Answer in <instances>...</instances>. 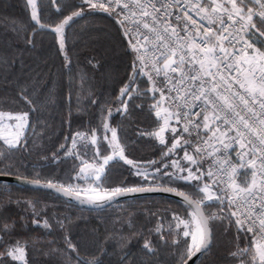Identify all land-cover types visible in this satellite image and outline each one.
I'll return each mask as SVG.
<instances>
[{"label":"trees","instance_id":"16d2710c","mask_svg":"<svg viewBox=\"0 0 264 264\" xmlns=\"http://www.w3.org/2000/svg\"><path fill=\"white\" fill-rule=\"evenodd\" d=\"M79 4L80 0H60L63 12L57 14L56 6L43 0L37 23L27 0H0V112L27 118L18 142H8L0 134V169L10 168L3 174L79 192L75 185L82 164L112 151L107 124L115 128L120 148L133 163L120 157L110 160L99 179L102 189L157 185L200 199L204 194L184 181L169 184L167 176L146 180L136 174L138 170L151 174L157 168L172 172L173 168L162 166L182 160L185 151L194 154L195 144L180 131L182 146L168 154L173 143H161L156 136L162 125L156 112L160 95L149 90L153 86L120 17L87 4L81 9ZM76 11L83 14L74 16L62 34L49 29ZM126 86L131 99L121 96ZM122 101L127 103L126 112ZM196 158L205 175L193 184L203 186L210 181L203 160ZM211 187L219 191L223 204L205 201L206 214L230 216L234 210L226 196ZM192 213L184 203L164 195L90 209L50 191L0 183V228L6 226L10 233L0 232V253L17 243L25 252L23 261L0 259L5 264H183L188 258L184 241L191 243V237H183L180 226L176 231L175 217L187 221L190 228ZM236 219L231 217V224L227 218L223 223L211 222V246L196 264H241L247 259L248 255L232 253L249 249L255 235L238 232ZM44 220L50 227L43 226Z\"/></svg>","mask_w":264,"mask_h":264},{"label":"snow or ice","instance_id":"6c2138e0","mask_svg":"<svg viewBox=\"0 0 264 264\" xmlns=\"http://www.w3.org/2000/svg\"><path fill=\"white\" fill-rule=\"evenodd\" d=\"M42 2L43 0H39V3ZM212 2L214 3V0ZM229 2L231 9L227 8L224 4H216L213 7L209 3V0H194V3L190 5H186L183 0H147L146 3L142 2V0H136L135 5L130 4L129 0H96L95 3L93 0H80V4L78 5L81 9L87 4L91 8L99 7L106 12L115 10L116 8H120L121 12H125L126 10L131 12L135 8L139 13L136 29L141 31L140 40L146 44L149 41H156L153 48L146 49L143 53L133 45V48L138 52L137 60L142 65L150 68L151 74L148 78L153 83V88L149 90L153 92L160 90L161 95H164L163 87L157 89L155 83L156 78L162 76L163 80L161 81V85L170 86L167 88V91L170 94L174 107L177 109L170 116H174L177 122H185L183 133H188L190 136L193 132L196 133L199 143L195 147L194 154H189L187 151L184 154L183 159L188 162L187 165L173 161L171 165L166 164L162 166L163 168H173L174 170L170 173L162 172L160 168H157L151 174L147 172L142 173L139 170L136 173L137 175H142L146 180L149 179V176L153 180L167 176V183L169 184L184 181L186 184L192 185L197 193L204 194L200 199L193 201L189 195L178 191L175 187H168L166 189L169 192H174L177 196L183 197V202L193 209L191 220L188 223L194 225V228L190 229L188 224H186L185 230L182 233L185 238L191 237V243L187 239L184 241L188 245L186 253L188 259H191L196 253H203L208 250L211 243L210 222L219 220L223 223L224 219L227 218L231 224V217L236 216V211H232L228 217L216 214L205 215L201 210V205L205 204V201L213 200L218 204H223L219 195H213L210 192L212 183L218 184L223 181L227 188L235 185L238 169L226 159V153L230 146L235 143V139L241 138V129L245 132L249 131V120L246 116L242 115V112L247 110L252 115H256L255 109L258 107L261 117L259 123L264 125V51H259L254 47V44L260 41L252 40V42H249V40H242L239 37V32H228L227 24L223 19L226 16L229 21L234 20L236 24L245 30V36L249 38L255 36L256 33L264 37V12H260L258 14V20L254 21L253 17L257 13L253 12L252 8H248L247 12H245V8L247 7L245 0H239V3L237 0H229ZM39 3L38 0H27V4L33 9L31 18L37 23H39V12L42 11ZM49 3L56 6L55 11L57 14L63 12V7L60 6V0H49ZM248 3H253L261 9H264V0H248ZM170 8H177L179 12H171L169 11ZM209 8H211L210 12L208 11ZM190 9L196 11L200 21H208L207 27L201 26L203 35L198 31L190 30L197 23L196 21L192 22V26L184 22V18L191 19L189 14ZM82 14V11L73 12L72 16L65 18L52 30L62 34L64 26L74 16L79 17ZM217 21L220 27L214 32L213 25ZM224 42L233 48L231 53L223 46ZM236 45L240 47L237 48ZM248 49H252L250 55L247 54ZM149 51L152 52V57H147V52ZM241 51L245 53V56L244 59L240 60L239 66H237L236 60L241 55ZM258 61L260 62V68L256 70ZM245 66H247V75H244ZM223 71H227L229 77L234 75V81L225 77ZM137 74L139 73L137 72ZM234 85L238 86L235 90H233ZM171 93H175V95L171 96ZM125 95L131 99V90L127 86L121 89V96ZM122 103L124 105V111L126 112L127 103L125 101H122ZM241 105H243V108L240 107ZM192 108L199 109V111L193 112L191 110ZM208 109L212 110V119L217 122L215 124L217 130L223 125L225 134L227 135L231 128L235 126V139L225 143L213 134L208 140H199L201 128L212 131V128L207 123L209 117L203 115L204 111ZM221 112L224 113L223 117L219 115ZM201 115H203V124L192 119L193 116ZM157 116H159V113H157ZM104 127L106 130L112 131V138L115 140V130L108 129L107 124ZM252 127H255V124H252ZM163 130L162 128L161 131ZM171 130L173 132L176 131L175 128ZM204 134L206 135L207 133L205 132ZM173 139L175 143L168 149V154L172 153L178 145L182 146L178 138L174 136ZM212 140H216L225 150L221 153L225 158L223 160H217L215 173L211 170L206 173L210 183H204L203 186L199 183L193 184V181H200L205 175L201 171L200 162L196 157L211 155L203 145H211ZM163 142L161 138V143ZM184 143L187 144L188 141H184ZM243 147L241 145V148ZM256 147L260 148L259 157H257L256 148H253L247 153H243L239 171H243L244 169L243 155H248L250 159L247 163L253 165H255L258 159L261 173L259 187H257L255 172H253L251 183L243 182L244 187L235 185V192L237 199L239 198V193H245L243 203L249 209H251V202L259 197L261 208L255 214H252L251 211L242 213V218L236 219L235 225L237 226L238 232H252L254 235H258L261 241H264V128L260 129V142ZM96 151L97 155H99V146H97ZM215 151H220V149L217 148ZM120 152L121 158H123L122 148H120ZM112 159V156H107L103 162L106 165ZM126 162L128 164L133 163L131 160ZM193 166L195 170H193ZM6 171L10 173V168L0 169V174ZM82 172L83 169H81ZM156 173H160V176L158 177ZM217 176L220 177V180L214 179ZM96 178L99 179L100 177L97 176ZM138 190L137 188L116 187L111 190L109 196L114 197L123 192H135ZM228 204H235L237 210L241 206L232 197H228ZM207 206L210 207L212 205ZM220 211L223 213V208ZM175 219L179 223H185V221L179 220L178 217H175ZM257 222L259 225L258 228ZM39 223V220H37L38 225ZM43 226L46 228L50 227L49 222L44 220ZM177 227H179V224ZM0 232L10 234L6 226L0 228ZM67 242L69 247L75 250V246L71 244V241ZM0 246H2V237H0ZM145 247L147 248L148 245L145 244ZM23 251V248L17 243V245L7 248L4 252L0 253V257L8 256L13 260L23 261ZM249 254L252 255L253 264H256L257 258L258 264H264V243L257 244L254 254L251 253L250 249H238L237 252L232 253V256L244 257ZM0 264H5L4 259H0ZM96 264H99V262L97 261ZM184 264H187V261H184ZM241 264H248V262L242 259Z\"/></svg>","mask_w":264,"mask_h":264},{"label":"built area","instance_id":"2783aa9c","mask_svg":"<svg viewBox=\"0 0 264 264\" xmlns=\"http://www.w3.org/2000/svg\"><path fill=\"white\" fill-rule=\"evenodd\" d=\"M93 2L95 3L96 0H93ZM142 2L146 3L147 0H142ZM183 2L186 5H190V4L194 3V0H183ZM237 2H238V0H237ZM129 3L132 5H135L136 0H129ZM220 4H224L227 8L231 9V4H230L229 0H221ZM97 8H99V7H97ZM250 8L253 9V12L257 13V15L253 17L254 21L258 20V18H259L258 14L260 12H264V9H261L258 5H255V4H252L250 6ZM109 11L115 12L120 17V20L122 21L127 34L132 38L131 43L133 45H135L136 49H139L141 53L145 52L146 49L153 48L155 46L156 41H149L146 44L144 41L140 40L141 31L136 29V24L138 22L139 13L135 10V8H133V10L131 12H129L127 10L125 12H121L120 8H116L115 10H109ZM169 11L179 12V9L170 8ZM208 11L210 12L211 8H209ZM245 12H247V11H245ZM189 14L191 16V19L189 20L187 18H184V22H186L190 26H192V22L196 21L197 23L190 30L198 31V32H200L201 35H203V31H202L201 26L203 25L204 27H207L208 21H206V20L200 21L199 16L196 14V11L194 9H190ZM181 15H182V13H181ZM201 15H203V13H201ZM223 19L225 20V22L227 24L228 32H230V33L239 32V37L242 40H249V42H252V37L249 38V37L245 36V30L242 29L240 25L236 24L234 20L229 21L226 16L223 17ZM219 27H220V25H219V22L217 21L215 23V25H213V31L215 32V30ZM144 31H146V30H144ZM223 46L225 47V49L229 53H231L233 51V48L231 46H229L226 42H224ZM236 47L239 48L240 46L236 45ZM250 51H251V49H248L247 54L250 55ZM136 53L138 56L137 51H136ZM244 56H245V53L243 51H241V55L239 57H237V60H236L237 66H239L240 60L244 59ZM147 57H152L151 51L147 52ZM141 66L144 69L147 77H149V75L151 74L150 68L146 67L142 64H141ZM259 68H260V62L258 61L256 64V70H259ZM223 75L225 77H227L228 79H232L234 81V75L232 77H229V74L227 71H223ZM244 75H247V66H245ZM162 80H163L162 76L159 78H156L155 83H156L157 89L163 87L164 95L163 96L161 95L160 90H156V91L159 93L160 98L162 100L168 102L170 104V106L173 108L174 112H176L177 109L174 107L173 102L170 98V94L167 91V88L170 86L169 85H163L162 86L161 85ZM151 84L153 86L152 82H151ZM236 87H238V86L234 85L233 90H235ZM174 95H175V93H171V96H174ZM240 107L243 108V105H241ZM191 110L193 112L199 111V109H196V108H192ZM255 112H256V115H252L247 110L242 112V115H244L248 118L250 127H249V131H247V132H245L243 129H241V131H240V137L241 138L240 139H235L236 138L235 126H233L231 128V130L228 132L227 135L225 134V128L223 125L220 126L219 130H217L215 128V124L217 122L212 119L213 113H212L211 109H208V110L204 111V113H203V115H207L209 117V120L207 121V123L212 128V131H208L206 129L201 128V136L199 137V140H208L210 137L213 136V134H215L216 137H218L221 141H224L225 143L229 142V140L235 139V143L230 146V148L228 149V151L226 153V159L234 167H236L238 169V173H237V176L235 178V185H240V187H244L243 182H247L249 184L251 183V181L253 179V172H255V180L257 182V187H259V182L261 180L260 165H259L258 159L256 160L255 165H253V164L247 163V161L250 159V157L248 155H243L244 169H243V171H239L240 165L242 163L241 156L243 153H247V152L251 151L253 148H256L257 157H259V154H260V148H258L256 146L260 142V129L264 128V125H261L259 123V120L261 119V117L259 115V108L258 107L255 109ZM203 115L193 116L192 119L194 121H197V122H200L201 124H203L204 123ZM219 115L221 117H223L224 113L221 112V113H219ZM237 119H238V117H237ZM180 124L184 128L185 122L180 121ZM252 124H255V127H252ZM205 132L207 133L206 135L204 134ZM191 138L193 139V142H194L195 147H196L197 144L199 143V141L197 140L195 132L192 133ZM241 145H243L244 147L241 148ZM203 147L211 155H201L200 158L203 160L205 167L207 169V172L209 170H211L215 173L216 172V162H217V160H223L225 158L221 155V153L224 152L225 150L222 148V146L219 143H217L216 140H212L211 145L205 144V145H203ZM217 148H219L220 151H215V149H217ZM214 179L220 180V177L217 176V177H214ZM212 184L216 188H218L226 196L227 200H228V197H232L236 201V203H239L241 205L238 210L236 209L235 204L231 205L233 210L236 211L237 218H242L241 217L242 213H248L250 211L252 214H255L257 212V210H259L261 208V205L259 203V197H257V199L255 201L251 202V209H249V207L244 205V203H243L245 193H243V192L239 193V198L237 199V194L235 192V185H232L231 188H227L226 184L223 181H221L218 184H216V183H212ZM177 225H178V223L176 224L175 229H177L176 231L178 232L179 227H177ZM258 227H259V225L257 222V228ZM255 238L260 243H264V241L260 240V237L258 235H255Z\"/></svg>","mask_w":264,"mask_h":264},{"label":"rangeland","instance_id":"374dc122","mask_svg":"<svg viewBox=\"0 0 264 264\" xmlns=\"http://www.w3.org/2000/svg\"><path fill=\"white\" fill-rule=\"evenodd\" d=\"M221 0H214L215 5L220 4ZM239 3V0H238ZM245 3L247 4V7L245 8V11H247L248 8L253 3H248V0H245ZM214 5V6H215ZM252 40H258L260 42L255 43L254 47L258 49L259 51H264V37L259 36V33H256L255 36L252 37ZM252 53V49L250 51V54ZM157 109L156 112L159 113V116L162 120L161 128L157 131L156 136L161 141V138L163 141H170L172 143H175V140L173 137L175 136L180 141L182 139V136L178 134L180 131H183V127L181 126L180 122H177L174 116H170V114L175 113L173 108L170 106V104L161 98L158 100V104L156 105ZM167 121V123H165ZM27 125V118L25 114L21 113H1L0 112V134L11 143H16L20 140L22 137V134L26 128ZM164 129L161 131V129ZM175 128L176 131L173 132L171 129ZM108 129H114L112 127H108ZM116 132V130H115ZM81 139H84V137H80ZM108 143L112 149L111 153L109 155H104L100 157L95 156L94 161H85L82 164V167H80V172L77 174L76 177V185L75 187L77 190L84 196L89 197L91 199L100 200L107 196H109V193L111 190H104L102 189L98 183L99 179H97V176H101L105 164H104V158L107 156H112L113 158L120 157L121 158V152H120V146L117 147L118 144V138H117V132H116V139L113 140L112 138V131L109 130L108 134ZM189 154H193L188 152ZM121 159L128 161L131 160L127 155L122 153ZM184 158V156H183ZM180 159V160H179ZM177 158L176 160L180 162L183 165H187L188 162L184 159L181 160V157ZM81 169H83V172L81 173ZM193 170H195V167L193 166ZM186 175V173H184ZM210 192L213 195H220L219 191H216L214 188H210ZM179 220L185 221L184 219L180 218ZM178 222V221H177ZM176 223V222H175ZM180 231L183 232L185 230V225L187 224V221L185 223H179ZM184 228V229H183ZM191 228H194V225L191 224ZM254 242L252 245H250L249 249L252 254L256 251V246L259 241H257L255 238L253 240ZM24 250V249H23ZM25 252L23 251V256L25 259ZM246 261L248 264H253L252 261V255L249 254ZM258 264V258L257 262Z\"/></svg>","mask_w":264,"mask_h":264},{"label":"water","instance_id":"95a60500","mask_svg":"<svg viewBox=\"0 0 264 264\" xmlns=\"http://www.w3.org/2000/svg\"><path fill=\"white\" fill-rule=\"evenodd\" d=\"M53 28L54 27H50L49 29L52 30ZM130 44L133 47V44L132 43H130ZM0 183L15 184L18 186H23V187L33 188V189H42V190L50 191V192L58 194L64 198L74 202L75 204H77L79 206H82L85 208H90V209L104 208V207L111 205L112 203H116V202H119V201H122V200H125L128 198L141 197V196H156V195L168 196V197H171L177 201L184 203L183 197L177 196L174 192L167 191L166 189L168 187L157 186V185H149V186H144V187H131V188H137L139 190L135 191V192H123L122 194L114 196V197L107 196L103 199L95 200V199H91L89 197H86V196L82 195L81 193L76 192V191H74L71 188L66 187V186H62V185H59V184H56L53 182H49V181H41V180H37V179H31V178H26V177H21V176H16V175L0 174ZM189 197L191 200L195 201V199H193L191 196H189ZM185 205H187V204H185ZM201 210L204 212L205 215H207L202 205H201ZM192 211H193V209H192ZM210 228H211V243H212V225H211V222H210ZM211 243L209 245V248L211 246ZM204 252H206V251H204ZM203 253H196L195 255L192 256L191 259L187 258V260H186L187 264H196L197 260L201 257V255Z\"/></svg>","mask_w":264,"mask_h":264},{"label":"crops","instance_id":"0c3cea01","mask_svg":"<svg viewBox=\"0 0 264 264\" xmlns=\"http://www.w3.org/2000/svg\"><path fill=\"white\" fill-rule=\"evenodd\" d=\"M209 3L212 4V6L215 5V3L212 2V0H209Z\"/></svg>","mask_w":264,"mask_h":264}]
</instances>
